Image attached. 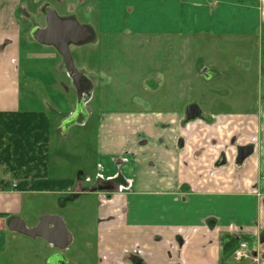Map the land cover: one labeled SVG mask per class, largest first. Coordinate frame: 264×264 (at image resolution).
<instances>
[{"label":"crops","instance_id":"0c3cea01","mask_svg":"<svg viewBox=\"0 0 264 264\" xmlns=\"http://www.w3.org/2000/svg\"><path fill=\"white\" fill-rule=\"evenodd\" d=\"M258 1L264 22V0ZM18 7L12 0H0V264L7 263L4 255L12 247L17 254L9 263L27 264L29 252L22 243L41 246L34 254L36 263L40 259L48 264L60 252L42 237L9 228L13 217L28 228L36 227L43 216L61 217L39 210V202L28 199L52 195L59 209L78 210L80 202L95 194L96 215L88 232L96 236V255L76 253L74 232L64 221L72 238L61 251L68 264L77 259L85 264H264V71L251 113L229 105L233 110L202 111V118L184 122L170 112H119L116 143L108 130L102 132L101 119L95 138L98 151L91 158L97 159L100 174L120 177V183L110 192H93L95 187L84 183L83 172L88 171H69L64 146L68 142L70 149L74 126L86 125L84 110V116L78 110L72 114L80 118L79 124L64 128L68 119L64 122L58 110L27 104L20 76ZM133 116L138 120L129 118L125 124ZM245 145H253L254 151L238 165L237 148ZM221 154L226 156L224 165H218ZM240 240L248 241L251 260L234 258Z\"/></svg>","mask_w":264,"mask_h":264},{"label":"rangeland","instance_id":"374dc122","mask_svg":"<svg viewBox=\"0 0 264 264\" xmlns=\"http://www.w3.org/2000/svg\"><path fill=\"white\" fill-rule=\"evenodd\" d=\"M12 1L19 5L20 76L26 84L27 104L58 110L65 115L64 122L78 110L77 87L61 54L37 42L32 31L47 26L46 11L51 8L60 18L76 20L93 33L87 42L71 46L82 78L80 86H91V90H80L87 123L72 128L69 150L68 142L64 144L69 171H88L83 177L89 188L111 186L103 190L110 192L120 183V177L100 174L97 159L91 158L98 151L95 138L101 119L102 132L108 130L116 143L119 112H170L182 116L184 122L192 104L200 106L204 114L233 110L229 105L237 112H253L264 71V22L258 0ZM129 118L130 122L138 120L128 117L124 120L127 125ZM64 128L60 130L65 132ZM96 200L95 194L80 202L78 210H61L52 195L28 199L29 203L39 202L41 211L61 215L74 232V248L76 253L82 251L80 257L84 252L96 255V236L88 232L96 215ZM21 246L29 252L27 264H45L34 261L40 245ZM9 251L4 255L6 264L17 254L13 247ZM81 261L74 264H85Z\"/></svg>","mask_w":264,"mask_h":264},{"label":"water","instance_id":"95a60500","mask_svg":"<svg viewBox=\"0 0 264 264\" xmlns=\"http://www.w3.org/2000/svg\"><path fill=\"white\" fill-rule=\"evenodd\" d=\"M47 26L45 28H36L32 31L33 38L42 45L54 47L63 57L65 69L73 78V81L78 90V112L83 115V93L80 91L78 84L82 79L73 60L71 46L80 45L92 38L93 33L90 28L81 25L73 19H62L51 8L47 11ZM78 116V115H77ZM84 116V115H83ZM186 117L189 121L202 118V110L192 104L187 107ZM80 118L76 115L72 116L65 123V128H68L76 123H80ZM254 151L253 145L239 146L237 148L236 164H242ZM226 163V156L223 154L218 161V165ZM100 190L104 188H99ZM98 188H94L96 192ZM9 228L13 231L21 233L31 238L42 237L48 242L53 243L60 252L55 253L48 259V264H68L64 254L65 250L71 243V235L66 228L64 220L58 215H46L40 219V223L33 228H28L25 222L18 217H13L8 221ZM260 242L264 244V231L260 236ZM264 256V254H263Z\"/></svg>","mask_w":264,"mask_h":264},{"label":"built area","instance_id":"2783aa9c","mask_svg":"<svg viewBox=\"0 0 264 264\" xmlns=\"http://www.w3.org/2000/svg\"><path fill=\"white\" fill-rule=\"evenodd\" d=\"M3 224L4 221L2 218H0V230ZM233 256L237 261L240 262L251 260L254 256L252 250L250 249L248 241L240 240L236 249L233 252Z\"/></svg>","mask_w":264,"mask_h":264},{"label":"flooded vegetation","instance_id":"af4514ba","mask_svg":"<svg viewBox=\"0 0 264 264\" xmlns=\"http://www.w3.org/2000/svg\"><path fill=\"white\" fill-rule=\"evenodd\" d=\"M75 84V83H74ZM78 84V87H79V89L82 91V92H85V91H90L91 90V86H88V88H82V86H80L81 85V80H80V82L79 83H77ZM223 154H221V156H222ZM221 156H220V158H221ZM220 160V159H219ZM111 186H106V187H104L105 189H107V188H110ZM108 190V189H107ZM69 199V198H68ZM73 199V197H71L70 198V200H72Z\"/></svg>","mask_w":264,"mask_h":264}]
</instances>
